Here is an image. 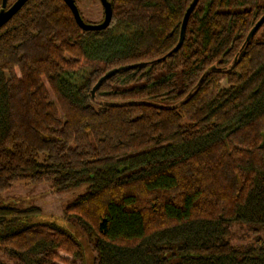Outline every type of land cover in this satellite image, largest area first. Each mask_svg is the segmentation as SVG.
<instances>
[{"label":"trees","instance_id":"16d2710c","mask_svg":"<svg viewBox=\"0 0 264 264\" xmlns=\"http://www.w3.org/2000/svg\"><path fill=\"white\" fill-rule=\"evenodd\" d=\"M108 2L103 30L64 0H28L0 27V196L87 184L64 219L93 264H264L260 241L227 239L264 225V23L247 41L264 0H198L166 59L193 0ZM41 213L0 203V264H84Z\"/></svg>","mask_w":264,"mask_h":264},{"label":"rangeland","instance_id":"374dc122","mask_svg":"<svg viewBox=\"0 0 264 264\" xmlns=\"http://www.w3.org/2000/svg\"><path fill=\"white\" fill-rule=\"evenodd\" d=\"M12 4L15 0H7ZM78 8L84 20L89 24H98L104 19L101 0H77ZM225 84V83H224ZM88 185L84 184L65 191L54 189L49 183L35 184L29 180L17 181L13 187L1 194L0 203L26 208L38 206L41 214L32 218L33 222L56 221L60 223L82 245L84 264H93L96 252L94 244L80 228L64 219V209L84 194ZM228 241L241 250L256 246L260 241L264 245V225L235 222L227 236ZM59 264H64L59 262Z\"/></svg>","mask_w":264,"mask_h":264},{"label":"water","instance_id":"95a60500","mask_svg":"<svg viewBox=\"0 0 264 264\" xmlns=\"http://www.w3.org/2000/svg\"><path fill=\"white\" fill-rule=\"evenodd\" d=\"M28 0H15L12 4H8L7 0H2V5L0 7V27L4 25L6 22H8L14 14H16L21 7L27 2ZM66 4L70 7L72 10L74 17L78 23V25L83 29L87 31H98L103 30L106 27L109 26L111 19H112V8L111 4L108 2V0H101V4L104 9V19L102 22L98 24H89L87 23L84 18L81 15V12L78 8V5L75 0H64ZM198 3V0H193V2L190 4L188 9L186 10V13L184 15L182 26H181V32H180V38L177 43V45L166 55L163 59H166L168 56L172 55L178 49L181 47V45L184 42L185 34H186V28L188 24L189 17L191 13L193 12L194 8L196 7ZM264 23V14L261 16V18L256 22L254 27L251 29L247 36V41H250L252 37L255 35L257 30L260 28V26ZM141 65V64H138ZM137 65H129V66H123L120 68L113 69L109 72H107L100 80L95 84V86L92 89V94L95 95L98 88L110 77L117 74L120 71L123 70H130L135 68Z\"/></svg>","mask_w":264,"mask_h":264},{"label":"crops","instance_id":"0c3cea01","mask_svg":"<svg viewBox=\"0 0 264 264\" xmlns=\"http://www.w3.org/2000/svg\"><path fill=\"white\" fill-rule=\"evenodd\" d=\"M1 5H2V0H0V7H1Z\"/></svg>","mask_w":264,"mask_h":264}]
</instances>
